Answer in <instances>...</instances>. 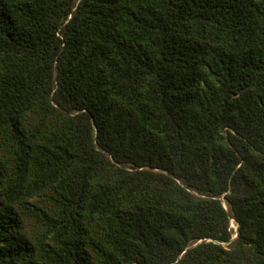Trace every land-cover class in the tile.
Segmentation results:
<instances>
[{"label":"trees","instance_id":"obj_1","mask_svg":"<svg viewBox=\"0 0 264 264\" xmlns=\"http://www.w3.org/2000/svg\"><path fill=\"white\" fill-rule=\"evenodd\" d=\"M0 264H264V0H0Z\"/></svg>","mask_w":264,"mask_h":264},{"label":"rangeland","instance_id":"obj_2","mask_svg":"<svg viewBox=\"0 0 264 264\" xmlns=\"http://www.w3.org/2000/svg\"><path fill=\"white\" fill-rule=\"evenodd\" d=\"M232 227L234 228V229H237V226H236V224H235V222H232ZM237 236H235V238H236Z\"/></svg>","mask_w":264,"mask_h":264}]
</instances>
